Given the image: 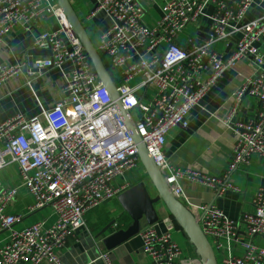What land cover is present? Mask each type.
I'll return each instance as SVG.
<instances>
[{
	"label": "built area",
	"instance_id": "built-area-1",
	"mask_svg": "<svg viewBox=\"0 0 264 264\" xmlns=\"http://www.w3.org/2000/svg\"><path fill=\"white\" fill-rule=\"evenodd\" d=\"M256 1L170 0L153 27L144 24V8L138 0H96L93 13L102 12L111 21L95 47L108 65L122 107L130 111L142 142L175 197L192 207L215 253H225L219 264H264V249L253 243L264 237V185L253 199L254 211L240 221L231 220L214 205L192 206L180 180L209 186L217 193L227 183L175 168L164 150L171 130L186 125L187 116L225 72L250 59L258 72L245 80L234 100L239 104L245 96L254 97L259 109L256 121L233 126L237 143L232 170L249 163L252 156L264 157V54L258 47L264 36V15L245 23ZM211 4L215 11L209 16L210 40L192 38L188 46L180 45L178 38L206 16ZM49 15L56 17L59 28L39 35L34 47L50 51L51 56L34 58L32 64L0 67V86L24 73L38 78L52 69L62 71L64 78L62 96L54 108L33 119L16 114L0 123V231L23 221L22 215L6 213L18 195L17 188L2 183L1 172L9 166L17 167L22 187L34 198L30 212L50 208L56 222L49 228L35 223L12 231L0 248V264H62L57 251L86 226L90 211L132 187L121 180L141 164L117 102L99 80L55 0H0V46L18 26L33 25ZM217 42L233 43V53L224 58L212 48ZM68 63L72 69L66 72ZM165 222L173 225L170 218ZM139 235L150 264H202L185 256L172 233L143 226ZM234 244L243 249L242 256L232 254ZM104 258L112 264L107 255Z\"/></svg>",
	"mask_w": 264,
	"mask_h": 264
},
{
	"label": "crops",
	"instance_id": "crops-1",
	"mask_svg": "<svg viewBox=\"0 0 264 264\" xmlns=\"http://www.w3.org/2000/svg\"><path fill=\"white\" fill-rule=\"evenodd\" d=\"M94 45L99 36L111 26L106 14H93L96 0H69ZM144 8L143 22L153 27L163 14V7L170 0H138ZM215 11L214 5L205 9L204 16L197 24L190 25L178 38V43L188 46L189 39L199 42L209 41L212 34V20L209 18ZM264 2L257 0L248 12L245 23L262 18ZM59 28L55 16L49 15L41 22L30 26H18L15 31L3 40L0 46V67L29 64L30 58H37L34 41L44 33L54 32ZM231 42H217L212 48L228 58L234 51ZM264 54V36L258 44ZM70 63L64 66L70 71ZM257 67L250 59L237 62L236 66L225 72L219 82L211 89L200 105L187 116L186 125H180L169 133L165 147V157L175 168L201 172L226 182L221 193L209 186L181 179L180 185L184 195L192 206L214 205L234 221H240L247 213H252L253 199L264 185V157L252 156L249 163L232 170L234 147L237 135L233 126L237 123L256 121L259 109L258 99L245 96L239 104L234 94L249 77L255 76ZM64 83L62 71L52 69L38 78H31L24 73L9 79L0 86V123L8 118L23 114L28 119L40 116L44 111L54 108L62 96L60 85ZM231 125L232 127H229ZM145 170L140 164L137 169L127 173L121 181L134 186L144 181ZM2 183L6 187L17 188L18 195L6 210L9 215H22L23 221L11 230L0 231V248L4 246L12 231H21L35 223H43L46 228L56 222V216L50 208L30 212L34 198L22 187L19 171L9 166L1 172ZM229 185V186H228ZM153 194H155L153 192ZM160 222L155 225L159 233H172L181 246L185 256L197 258L184 233L176 227L173 218L165 207L159 205ZM192 212V207L189 208ZM170 218L173 225L165 221ZM117 222L106 235L99 236L107 226ZM132 223L118 198L103 204L86 215V226L80 228L70 238L63 250L57 251L62 264H107L105 255L112 264H150V257L144 252L140 235L131 238L115 249L108 250L103 240L111 233L126 229ZM243 234L245 230L241 227ZM253 243L264 249V237L255 238ZM243 249L234 244L232 254L242 256ZM223 253H216L218 262Z\"/></svg>",
	"mask_w": 264,
	"mask_h": 264
},
{
	"label": "water",
	"instance_id": "water-1",
	"mask_svg": "<svg viewBox=\"0 0 264 264\" xmlns=\"http://www.w3.org/2000/svg\"><path fill=\"white\" fill-rule=\"evenodd\" d=\"M55 1L65 14L73 32L80 40L99 80L108 89L112 98L117 102L122 116L126 121L127 128L137 145L138 156L146 173L145 178L149 180V184L146 181H140L118 197V201L124 211L131 218L132 223L128 228L121 229L106 236L103 240L105 247L108 250L115 249L131 238L137 236L143 226L157 225L160 222L159 205L162 204L188 239L195 256L200 262L202 264H219L213 247L201 229L200 220L196 218L193 212L185 204L175 197L165 176L142 142L130 111L122 107L121 102L118 99L116 86L109 70L70 1ZM34 55L39 57H50L51 52L36 49ZM32 62L33 57L30 58V64H32ZM153 192L155 194H153ZM114 226H117L116 221L111 222L99 236L106 235L114 228Z\"/></svg>",
	"mask_w": 264,
	"mask_h": 264
},
{
	"label": "trees",
	"instance_id": "trees-1",
	"mask_svg": "<svg viewBox=\"0 0 264 264\" xmlns=\"http://www.w3.org/2000/svg\"><path fill=\"white\" fill-rule=\"evenodd\" d=\"M103 61H104V63H105V65H106V67H107V69H108V65H107V63H106V61H105V59L103 58ZM174 223H175V225H176V227H178V225L176 224V222L174 221ZM179 228V227H178ZM180 229V228H179Z\"/></svg>",
	"mask_w": 264,
	"mask_h": 264
},
{
	"label": "rangeland",
	"instance_id": "rangeland-1",
	"mask_svg": "<svg viewBox=\"0 0 264 264\" xmlns=\"http://www.w3.org/2000/svg\"><path fill=\"white\" fill-rule=\"evenodd\" d=\"M96 46V45H95ZM146 177V176H145ZM144 177V181H146L149 184V180H147V178Z\"/></svg>",
	"mask_w": 264,
	"mask_h": 264
}]
</instances>
